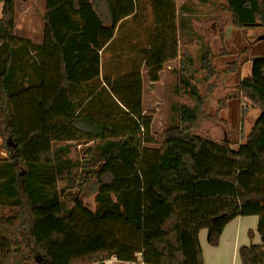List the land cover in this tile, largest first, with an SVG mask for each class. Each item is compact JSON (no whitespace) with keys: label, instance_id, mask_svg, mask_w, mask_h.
<instances>
[{"label":"trees","instance_id":"trees-1","mask_svg":"<svg viewBox=\"0 0 264 264\" xmlns=\"http://www.w3.org/2000/svg\"><path fill=\"white\" fill-rule=\"evenodd\" d=\"M103 1L107 25L91 0H44L43 40L32 45L38 81L15 86L14 49L27 41L14 33L15 0H0V55L7 51L0 57L7 155L0 161V264H89L113 255L132 261L137 252L147 264H204L199 230L207 229L216 246L238 215H257L261 237L239 248L241 264H264V55L252 59L250 75L236 87L259 110L244 142L233 149L226 139L201 136L205 125L226 124L218 112L224 102L213 114L207 105L215 80L236 63L219 71L207 43L198 66L189 50L178 55L176 0H150L147 75L157 81L163 65L178 58L176 76L187 93L158 143L139 72L105 78L107 87L97 92L71 87L98 77L97 50L133 13L134 0ZM220 8L234 27L264 34V0H225ZM90 142L82 159L71 155L76 144ZM89 183L97 186L93 209L83 202Z\"/></svg>","mask_w":264,"mask_h":264},{"label":"crops","instance_id":"crops-1","mask_svg":"<svg viewBox=\"0 0 264 264\" xmlns=\"http://www.w3.org/2000/svg\"><path fill=\"white\" fill-rule=\"evenodd\" d=\"M149 1L134 0L133 13L117 23L111 39L105 46L97 50L98 77L79 85L73 84L71 87H107L105 78L113 79L139 72L143 87L142 102L144 111L146 110L144 87H159L160 85L164 87L166 82L170 81L169 77H175L178 68L177 58L163 65L158 72L157 81H151L147 75L146 58L154 33L153 8L151 1ZM91 3L95 12L107 25L109 19L105 2L103 0H91ZM222 3L224 0H200V6H195L192 0H176L175 2L178 55L184 50H189L193 55L195 53L198 55L202 44L207 43L214 54L215 63L220 66V71L228 63H236L235 71L223 73L217 80V92L220 90L230 91L232 87H237L242 78L250 75L252 59L264 55V40L258 38L261 37L259 32L263 29L248 28L244 34L241 29L234 27L229 16L220 10L219 6ZM196 7L206 13L205 18L201 20L194 18ZM231 35L234 39H231ZM216 39H218L219 48L218 51L217 48L216 51H213L212 41ZM233 40H235L234 43ZM221 49H224L225 52L219 55ZM28 77L27 79H30ZM36 78L38 81L39 77L36 76ZM216 94L210 102L211 109L208 111L210 114L215 113L219 107ZM229 97L230 101L231 99L235 101L233 113L228 111L227 101L229 100L226 98L224 106L218 111L219 117L226 123L224 128L216 125L211 128L210 136L209 134L204 136L211 138L216 143L226 139L229 141L230 147L236 149L249 134V132L245 133L244 131L246 123L249 122L246 128L251 130L259 112L254 107L255 109L251 111L253 115L248 120L249 107L242 117L238 111L239 99L234 96ZM229 125L232 128L231 132L228 129ZM152 128L151 125L150 130L153 136ZM199 135L203 136L202 134ZM257 224V215L236 216L226 223L216 246L207 242V229L199 230L198 239L204 264H241L239 248L261 243Z\"/></svg>","mask_w":264,"mask_h":264},{"label":"rangeland","instance_id":"rangeland-1","mask_svg":"<svg viewBox=\"0 0 264 264\" xmlns=\"http://www.w3.org/2000/svg\"><path fill=\"white\" fill-rule=\"evenodd\" d=\"M191 1V0H189ZM212 1V0H211ZM150 2V1H149ZM193 3H195V6H200V0H192ZM225 3V0H224ZM222 3V4H224ZM219 8L221 7V5ZM43 8H44V0H15V25H14V33L17 37L25 39L26 46H21V48H15L14 49V55H13V66L15 67L17 71V80L15 86H18L17 84H22L24 86H27L28 84H31L32 82L37 81V74L39 73L38 70L36 69L37 63H39V57L37 56V50L32 47V45H40L43 39ZM196 12L194 14V18L201 20L206 17V13L202 11L199 7L195 8ZM220 10L222 12H225L230 19V15L228 12L223 11L221 8ZM246 30L243 31L244 34ZM261 37H258L259 39L264 40V34L263 30H260ZM231 39H234V37L231 35ZM233 43L235 40L232 41ZM213 46L211 45L213 51H218L219 45H218V39L215 41H212ZM231 45V44H230ZM192 54V53H191ZM220 55V54H219ZM195 60V66H198V55L195 53V55L192 54ZM218 56V53H217ZM216 56V57H217ZM1 58H6L7 57V51L2 52V55H0ZM214 64L216 65L217 69L220 71V66H217L214 60ZM32 71V74H31ZM29 75V77H28ZM235 75V74H234ZM30 78V79H27ZM196 81L197 85L199 88H204L206 87V82L201 80L203 78L202 72L196 73ZM169 82H166L165 86L162 87L161 85L159 87H144L145 88V101H144V106H146V113L150 114L152 117L151 125H152V130L154 133V138L158 143H160L163 139V132L170 126L176 124L177 122V116L175 117L176 113L174 110V106L177 107L181 102H183V99L187 96V93L185 91V87L178 82V78L175 75L169 77ZM217 80H215L216 83V88L214 90L213 95L210 97L208 100V105H207V110L209 111L210 108V102L211 99L214 98L215 94L217 97V100L220 104V102H224L225 98L230 101V95H234L239 99L238 101V111H239V102H245L247 105V108L249 107V117L248 120L252 117V109H255L252 107L251 103L248 102L242 93L236 91V87H232V90L230 91H218L217 92ZM16 88V87H15ZM18 88V87H17ZM93 89L95 87H92ZM98 87L95 88V92H97ZM225 95V97H224ZM215 97V98H216ZM227 101L228 106V111L233 113V104L234 100L231 99L229 102ZM86 102V101H85ZM84 102V103H85ZM86 106V105H85ZM144 108V107H143ZM256 111L259 112V110L256 108ZM246 111L240 113L241 116L245 114ZM257 117V116H256ZM255 122V121H254ZM247 124L244 127L245 133L250 132V129L248 130ZM219 125L224 128V124L222 123H213V124H208L205 125L200 131L199 134H202L203 136L206 134H209L210 136V130L211 128H214V126ZM229 132L232 131L231 126H228ZM213 131V130H212ZM244 141V140H243ZM2 139L0 138V161L4 160L7 158L5 150L2 148ZM92 142L87 143V144H76L75 149L72 150L71 155L74 158L77 159H82L84 156V152L87 147L91 146ZM81 182V181H80ZM97 190V186L95 183H89L86 185L83 193V202L84 204L89 207L90 209L94 208V196ZM93 263L89 264H98L99 259ZM117 264V263H115Z\"/></svg>","mask_w":264,"mask_h":264},{"label":"built area","instance_id":"built-area-1","mask_svg":"<svg viewBox=\"0 0 264 264\" xmlns=\"http://www.w3.org/2000/svg\"><path fill=\"white\" fill-rule=\"evenodd\" d=\"M248 108H247V105H246V103L245 102H242V101H240L239 102V111H240V113H242V112H244V111H246ZM134 260H132V261H120V260H118L117 259V257L116 256H110V257H108V258H100L99 259V263H102V264H115V263H117V264H147V263H145L143 260H142V258H141V253L140 252H137V253H135V255H134Z\"/></svg>","mask_w":264,"mask_h":264}]
</instances>
